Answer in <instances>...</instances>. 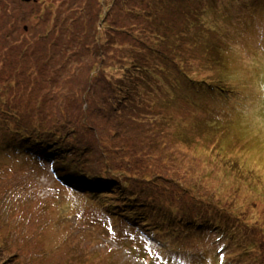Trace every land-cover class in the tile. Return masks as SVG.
<instances>
[{
  "label": "rangeland",
  "instance_id": "obj_1",
  "mask_svg": "<svg viewBox=\"0 0 264 264\" xmlns=\"http://www.w3.org/2000/svg\"><path fill=\"white\" fill-rule=\"evenodd\" d=\"M111 3L0 0L10 13L2 15L5 28L0 22V206L7 201L0 247L14 244L16 228L19 238L32 244L31 262L17 243L10 264H264V0H169L160 12L157 1L154 7L149 0H130L122 9ZM127 9L143 11V17L132 14L128 23L142 38L157 41V54L150 55L142 44L149 68L142 73L130 69L140 87L134 93L126 79L120 133L114 115L109 121L95 118L93 127L102 134L81 128L80 135H67L83 137L87 142L78 151L93 159L102 157L100 140L106 151L126 141L128 146H118L125 148L122 153L109 152L112 161L125 157L148 176L157 170L166 176L157 185L172 194L171 207L180 209L182 221L164 246L148 238L139 220L127 221L111 212L113 207L105 208V198L92 199L61 183L51 169L60 146L44 139L46 129H58L63 111L75 115L72 93L101 86L102 76L93 78V90L87 84L100 66L124 69L119 46L136 35L115 29L125 26ZM107 10L105 30L97 27V16ZM146 17H154L148 31ZM12 35L14 42H9ZM49 45L50 65L49 50L44 53ZM106 50L108 58L101 55ZM104 88L103 80L102 96ZM9 125L12 130L3 129ZM32 125L39 130L21 140V130ZM44 157H51L53 165ZM57 161L58 172L71 176L73 155ZM108 195L116 201L109 206L121 204L118 191ZM173 209L168 218L177 215ZM199 220L203 228L194 224ZM4 223L10 228L3 229ZM150 241L154 248L147 247ZM3 261L0 257V264H7Z\"/></svg>",
  "mask_w": 264,
  "mask_h": 264
},
{
  "label": "trees",
  "instance_id": "obj_2",
  "mask_svg": "<svg viewBox=\"0 0 264 264\" xmlns=\"http://www.w3.org/2000/svg\"><path fill=\"white\" fill-rule=\"evenodd\" d=\"M130 0H112V5L111 7H115L119 9L120 7H123V4L128 3ZM154 3L157 1V11L160 12L161 10L164 9L165 7L169 6V0H149ZM122 9V8H120ZM111 10V9H110ZM107 10L104 14L103 11H98V24L97 27H100L101 29L107 30L108 27H106L105 21L108 19V16L110 15L109 11ZM126 10V9H124ZM127 9V16H128V21H126L125 26L123 28H116V31H121V32H130L129 37L131 35H136V39L133 40L131 43H121L122 46H119V49H123V57L126 61L124 69L120 68H115L114 70H122L123 73H119L117 71H110L107 70L105 67L100 66L99 70L97 71L96 75H94L92 78L88 79L87 84L89 85V89L93 90L94 86V79L99 76H102V80L100 85H103V80L105 81V88H104V95L99 92L100 87L95 89L94 91L76 96L74 93H72L71 99L75 103V112L71 115L70 113L63 111L62 112V118L57 121V128L53 129H46L44 131V139H45V144H54V145H59L60 146V153L55 154L54 158V169L53 172H56V174L61 176V173L58 172V169L61 167L60 163L57 160H62V163H64V157H69L72 156L75 158V167L72 170V174H75L74 176H77L78 178L83 177L89 179V181L84 182L82 181V185L80 189L82 191H86L83 186L87 185L89 186V190L93 191V186H101L104 188H110L111 190L108 193H113L115 191H118L120 193L121 197V204L117 205L119 208V211L116 210H111V212L116 213L117 215L124 217L127 221H132V219H137L141 222V227L145 228L147 226V231L144 229V232L148 234V238L159 244V246H164L167 245L165 244L168 239L171 238L173 231L175 229V225L177 221H182V218L180 217V209L177 208H172L171 206H174V203L171 201H174L172 194H166L164 191L163 187H160L157 185V181L160 178H166L160 177L162 176L159 174L160 172L157 170V174H154L152 176H148L145 174V172H141V167L133 165L129 162L126 161L125 157L123 161L119 162H114L112 161V157L109 152H114L115 154H120L122 151L125 150V148H119L118 146H128L126 141L123 142H118L112 146L114 149L110 151H106L105 147L103 145V141H99V146L100 147V157L101 159H93L94 156H90L89 154L86 153V149L83 147V152L87 154V158L81 153V150L79 149L78 151V146L82 145L83 142H87L83 137H79L77 140L67 134L70 132H73L74 134L76 132H83L81 131V128H84L85 130L89 132H96V133H101L99 131L98 126L95 125L93 127V124L95 123V118L97 116H101L103 118V121H109L113 118L115 115L116 120H117V127L115 132L120 133V125L122 124V121L119 119V115L122 114L123 107L125 106V100L128 98V91L129 88L126 87L125 82L126 79L129 78V81L131 83V86H134V93H137L140 85L138 82H135L132 80V76H130L131 72L130 69H133L135 72H141L144 70H148L149 66L147 64V55L149 53H145V51L141 50L142 44H146L148 48L151 51L150 55H155L157 54V41H155L153 38L148 39L147 35H144L142 38L141 34H137L139 32H134L135 29L133 30V27H130V23L132 19V14H138L139 16L143 17V11H139L135 13L134 11H128ZM141 10V9H139ZM109 13V14H108ZM0 22L1 25L3 24L2 22V15L10 14L5 6H0ZM148 19V17H146ZM154 17H149L148 20L150 22L146 23L143 28L146 29L147 31L152 29L151 28V19ZM198 20V18H197ZM105 25V26H104ZM3 28H5L2 25ZM105 27V28H104ZM130 27V30H129ZM115 28V27H114ZM95 30H99L98 28L95 27ZM8 32H10L7 29ZM15 35L17 32H13ZM13 35L7 36V40L10 42H14V39L12 38ZM5 38V36H4ZM3 38V39H4ZM96 39L98 40L99 37L96 36ZM53 44V43H52ZM111 46V45H109ZM52 45H49L47 49H45L44 53H47L49 50V55H48V60L47 64L50 65V63L53 62V47ZM43 53V54H44ZM107 55V58L109 57L108 50L105 52L101 53ZM113 67H119V66H113ZM101 72V74H100ZM101 79V78H100ZM152 84L148 85L151 86ZM139 95V94H138ZM140 96V95H139ZM109 102L111 104H109ZM60 122L62 125L67 126V130L62 129ZM73 127L72 129H69ZM75 127V128H74ZM4 130H12V127L9 126H4ZM95 129V131L93 130ZM36 130H39V127L32 125L29 127V129H22L20 132L21 133V140L26 138V135L28 134H35ZM63 132V133H62ZM71 134V133H70ZM80 135V134H79ZM29 136V135H28ZM40 142L42 144V134L40 135ZM52 137V138H51ZM54 138V139H53ZM73 138L75 139V143L72 142ZM133 140V138H131ZM212 140V139H210ZM190 141H194L191 140ZM12 143V142H11ZM79 144V145H78ZM49 151V149H47ZM123 155V154H121ZM125 155V153H124ZM123 155V156H124ZM41 158V157H40ZM57 159V160H56ZM46 162H50L51 166L53 165L51 157H44L43 159ZM97 165H96V164ZM113 164H119L118 165H113ZM64 171L67 172V169ZM54 174V173H53ZM68 174V173H67ZM169 176V175H168ZM68 178L71 179V176L68 175ZM139 179H142L138 182ZM245 182L248 184L250 183L248 180H245ZM251 184V183H250ZM253 187V186H252ZM157 188V192L156 189ZM250 190L254 191L253 188H251L250 185ZM109 196V204H112L113 202H116L111 195ZM154 199V201H153ZM153 201V203L151 202ZM7 201H2V205L0 206L1 209V214H0V221H7L6 220V215L5 212L3 211V206ZM157 203V204H156ZM156 204V205H155ZM116 204L111 205V207H115ZM9 207V206H8ZM10 209L13 210V215L16 214L15 207L12 205L10 206ZM176 211L177 215L174 216L173 218H168V214L170 210ZM7 212H9V209H6ZM132 215L133 218L128 219V217ZM170 217V215H169ZM192 221V220H190ZM136 223V222H135ZM194 224H197L198 228H203V221H194ZM136 226L139 225H133L135 228ZM7 227L10 228L9 223H4L2 225L3 229H7ZM151 232L149 233V231ZM13 235H16L17 240L12 243L10 246L7 248H1L0 247V257L4 259L3 263L10 264L12 262V257L16 255V253H11V248L13 246H16L17 243H21V249L24 251V254L27 259V253L29 248H31L32 244H28L27 242H24L22 238H19L18 236V231L16 228H13ZM158 231V232H157ZM2 233V232H1ZM159 239V240H157ZM149 242L151 247H154L153 242ZM149 246V245H147ZM25 249V250H24ZM45 253H41L40 257H42ZM75 256L74 253L70 254V258L72 259ZM51 257L50 256H45L44 259L48 261ZM61 257H57L54 260V263L59 262ZM27 262H31V260L27 259ZM47 263V262H46ZM67 263V262H66Z\"/></svg>",
  "mask_w": 264,
  "mask_h": 264
},
{
  "label": "bare ground",
  "instance_id": "obj_3",
  "mask_svg": "<svg viewBox=\"0 0 264 264\" xmlns=\"http://www.w3.org/2000/svg\"><path fill=\"white\" fill-rule=\"evenodd\" d=\"M27 138H29V137H27ZM53 173H54L53 175L56 176L60 180V182L63 183L64 185L70 186V187H72L76 191H79V192L82 191L80 189V187L82 185L81 184L82 181L81 180H77L75 178V176H74L75 174H72L71 175V179H73V181H71L68 177H66V175H63V176L61 175L60 176V175L56 174V172H53ZM83 187L85 189L89 190L88 184L87 185H84ZM84 192L89 193L88 191H84ZM93 195L99 197V199L105 198L108 205H106L104 207L107 208V209H108V207H111V206H109V196H108V191L106 189H101L100 186L95 185V186H93ZM113 209L116 210V211H119V208H118L117 205H115V207H113Z\"/></svg>",
  "mask_w": 264,
  "mask_h": 264
},
{
  "label": "water",
  "instance_id": "obj_4",
  "mask_svg": "<svg viewBox=\"0 0 264 264\" xmlns=\"http://www.w3.org/2000/svg\"><path fill=\"white\" fill-rule=\"evenodd\" d=\"M24 1L29 2V1H32V0H24Z\"/></svg>",
  "mask_w": 264,
  "mask_h": 264
}]
</instances>
